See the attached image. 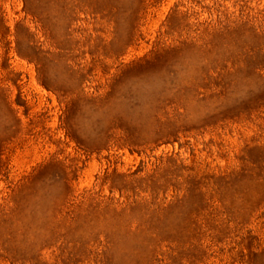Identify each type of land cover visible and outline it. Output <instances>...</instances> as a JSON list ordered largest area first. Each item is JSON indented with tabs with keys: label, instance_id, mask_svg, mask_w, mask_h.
Here are the masks:
<instances>
[{
	"label": "rangeland",
	"instance_id": "1",
	"mask_svg": "<svg viewBox=\"0 0 264 264\" xmlns=\"http://www.w3.org/2000/svg\"><path fill=\"white\" fill-rule=\"evenodd\" d=\"M0 264H264V0H0Z\"/></svg>",
	"mask_w": 264,
	"mask_h": 264
}]
</instances>
